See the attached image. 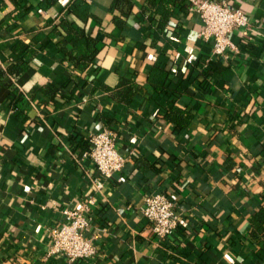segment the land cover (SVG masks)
Here are the masks:
<instances>
[{
	"label": "crops",
	"instance_id": "1",
	"mask_svg": "<svg viewBox=\"0 0 264 264\" xmlns=\"http://www.w3.org/2000/svg\"><path fill=\"white\" fill-rule=\"evenodd\" d=\"M87 1L101 22L67 13L69 0H0V65L23 41L34 55L16 85L57 87L29 97L21 115L10 88L0 89V264H264L250 222L264 205V0H230L253 27L246 39L232 36L238 51L228 57L213 54L187 0L161 31L143 12L146 0H134L126 17L110 11L112 0ZM65 17L98 38L86 71L63 51L72 47L59 26ZM154 65L169 73L165 92L148 82ZM124 77L145 88L128 104L104 88ZM173 104L193 113L188 124L165 117ZM104 128L127 159L110 178L83 156ZM153 192L167 193L181 213L163 240L142 211ZM84 204L98 251L71 263L50 252V231L64 207Z\"/></svg>",
	"mask_w": 264,
	"mask_h": 264
},
{
	"label": "built area",
	"instance_id": "2",
	"mask_svg": "<svg viewBox=\"0 0 264 264\" xmlns=\"http://www.w3.org/2000/svg\"><path fill=\"white\" fill-rule=\"evenodd\" d=\"M191 9L202 21L201 36L212 43L213 54L228 57L229 52L238 51L232 36L239 33L243 39L249 37L253 21L241 8L231 4L230 0H187ZM210 59H206L208 63ZM90 147L83 156L90 157L105 178H110L122 171L126 157L117 144V134L110 128H104L89 136ZM125 181V176L119 177ZM91 201V200H90ZM144 216L151 223L154 235L163 240L177 229L181 213L177 210L174 199L164 192L149 193L142 207ZM62 218L51 231L50 252L75 263L94 257L98 247L96 236L88 235L90 225L89 208L86 204L78 207H64Z\"/></svg>",
	"mask_w": 264,
	"mask_h": 264
},
{
	"label": "trees",
	"instance_id": "3",
	"mask_svg": "<svg viewBox=\"0 0 264 264\" xmlns=\"http://www.w3.org/2000/svg\"><path fill=\"white\" fill-rule=\"evenodd\" d=\"M16 5L20 0H13ZM179 0H146L143 6V12L150 23L156 22V27L163 30L173 13L174 6ZM134 8V0H112L110 11H120L125 17L129 15ZM67 13H73L84 23L90 18L102 21V17L92 10V5L87 0H69L66 4ZM21 15V14H20ZM115 22L123 27L125 18L116 16ZM59 26L66 32L72 44L71 48H63L66 56L70 58L75 67L80 71H86L93 63L98 54V38L91 35L85 25L76 21L69 20L67 17L59 22ZM57 33V32H56ZM55 35V33H54ZM13 50L17 54L6 67L0 65V89L9 87L10 105L18 109L19 114L27 113L31 107L30 98L36 93L43 92L48 96H54L57 87L53 84L36 85L30 91H24L16 85L15 79L30 68V62L34 55V50L29 48L23 41H18L13 45ZM169 73L163 66L154 65L148 76V82L158 92H165L168 87ZM111 92L112 97L123 103H130L134 97L145 91L144 86L138 84L133 79L122 78L116 87L104 86ZM165 117L180 125H186L193 118V113L185 108L173 104L165 114ZM251 234L258 242V256L264 260V205L256 208L251 215Z\"/></svg>",
	"mask_w": 264,
	"mask_h": 264
}]
</instances>
